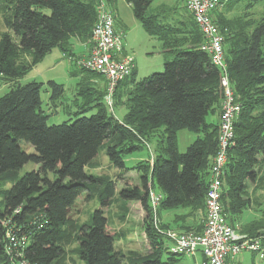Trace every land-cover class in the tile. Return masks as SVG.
I'll return each mask as SVG.
<instances>
[{"label":"trees","instance_id":"trees-1","mask_svg":"<svg viewBox=\"0 0 264 264\" xmlns=\"http://www.w3.org/2000/svg\"><path fill=\"white\" fill-rule=\"evenodd\" d=\"M154 1L126 0L144 30L157 38L174 59L165 63L162 73L138 80L134 69L119 83L114 103L126 109L122 120L111 111L100 110V102L99 110L91 117L48 125L49 115L43 110L41 98L43 83L16 85L0 99V182L13 183L9 190L3 186L0 189V264H11L5 252L7 229L2 224L7 219L19 234L30 238L25 256L31 264H60L64 246L70 245L73 237L86 264H167L162 259L167 240L154 229L149 200L156 183L164 193L160 211L188 209L197 218L203 214L205 222L211 160L218 150L224 97L220 70L201 49L204 37L185 1L182 10L163 5L155 12L151 8ZM226 1L240 2L221 0L223 6ZM99 3L100 0H14V14L7 21V28L19 43L9 33L2 35L0 75L12 80L22 78L56 48L77 61L71 40L92 42ZM36 7L48 9L50 14L41 13ZM175 14L181 16L178 25L182 29L172 24ZM213 16L225 37L228 72L241 104L235 122V146L229 151L225 170L222 205L234 229L247 237L261 238L264 247L262 221L254 219L244 225L237 222L253 202L248 181L264 186V19L258 23L232 20L221 9ZM27 54L33 56L30 66H20L18 57ZM48 85L53 92L50 102H58L64 95V86L55 81ZM106 91L107 87L105 96ZM100 97L103 99L100 95L95 101ZM160 130L166 137V146L163 143L160 147L162 152L133 168L143 173L142 189L126 186L120 191L124 200L140 202L146 211L144 229L151 252L144 256L125 255L115 251V235L105 215L116 194V183L108 176L88 175L86 167L106 148L113 165L128 172L123 155L146 146ZM181 130L198 135L185 153H180L177 146ZM21 142L31 145L35 153L25 152ZM29 162L35 163L38 170L19 179L18 172ZM259 162L263 166L257 170ZM49 173L58 179L49 180ZM85 192L89 197L98 194L100 200L92 223L73 224L70 230H64L75 202ZM163 228L168 226L163 223ZM202 228L183 233L199 234ZM168 262H177V257L170 255Z\"/></svg>","mask_w":264,"mask_h":264},{"label":"rangeland","instance_id":"rangeland-1","mask_svg":"<svg viewBox=\"0 0 264 264\" xmlns=\"http://www.w3.org/2000/svg\"><path fill=\"white\" fill-rule=\"evenodd\" d=\"M14 0H0V39L3 34L9 33L16 44L19 40L14 35V33L7 28V21L10 20L14 14ZM177 0H155L151 6L154 12L157 8L163 5L175 6ZM117 8L114 3L107 2V7L116 17V29L123 32L124 47L129 54L135 52L134 57L136 59V76L138 80L144 79L151 76L154 73H162L165 70V63L173 60V55L168 54L164 51L162 43L155 37H151L142 27V25L136 20L132 8L128 5L126 0H116ZM41 13L50 14L48 9L41 7H36ZM109 10V11H110ZM222 13L229 19L242 20L243 22H254L258 23L264 19V0H257L252 3L250 0H240L237 3L224 2L222 7ZM170 10L166 11L168 13ZM181 16H174L173 26L175 28H181L178 25ZM184 19V16H182ZM184 20H187L184 19ZM182 29V28H181ZM183 38V37H182ZM181 38V39H182ZM92 41V39H91ZM92 43V42H91ZM33 59L30 54L22 55L18 57L19 65L29 64ZM30 66V64H29ZM73 66H76V59H70L63 55L61 49H54L49 53L44 59L39 63L32 66L29 71L17 80H12L0 75V99L7 95L16 85H26L31 82L43 83L44 87L42 89L41 98L43 101V110L49 115L48 125H59L62 123H73L78 117H91L99 109L107 110L108 103L102 99L98 98L96 101L95 97L90 95V90L88 89V83L81 81L72 75ZM77 68V67H76ZM74 69L76 74L86 79H92L93 74H90L80 69ZM49 81H56L58 84L63 85L65 89V95L58 102H50V97L52 95V90L48 85ZM81 83V84H80ZM80 84V85H79ZM94 100V101H93ZM101 102V105L98 103ZM104 104V105H103ZM97 105L99 107H97ZM93 106H96L93 108ZM112 114H114L118 119L122 120L126 114V109L123 105H116L114 103V109ZM164 128H162V131ZM162 131H158L155 135L151 136L148 140L146 146L143 144L140 150L134 153L125 154L124 162L126 167L129 168L128 172H124L119 168H116L111 162L106 148L99 151L98 155L92 161V163L86 167V172L88 175L101 177L108 176L116 183V194L111 199L110 206L105 210V215L109 222L110 230L115 235V251L121 252L122 254H147L149 248V240L144 231V221L146 218V211L140 202H131L124 200L120 191L124 187H134L138 186L142 189V172L137 169H133L141 161L147 163L151 156L161 153V144L164 143L166 146V137H162ZM198 138V135L187 130H181L177 135V146L180 153H185L188 147L193 144ZM20 146L28 154L35 153L34 148L25 142H21ZM262 160L263 158L260 157ZM150 160V161H151ZM263 166V162H259L256 169L258 170ZM38 170V166L29 162L23 166L18 172L20 179L26 173ZM48 179L55 181L58 176L54 173L48 174ZM0 189L9 190L13 187V183L1 184ZM248 194L252 197L253 202L249 211L244 212L242 217H238V223L241 225L247 222L259 219V222L264 223V186L258 183H250L248 181ZM157 195H164L161 187L156 183L152 189ZM0 201H2V196H0ZM100 208V200L98 194L89 197L88 192L81 195L75 202L71 214L70 220L67 224L63 225L64 230H70L73 224L81 226L83 224H91L93 214L97 209ZM161 219L165 221V215L168 212H175L179 214L184 212V210L179 211L176 209L174 211H160ZM200 219H203V214H200ZM162 221V222H164ZM166 222V221H165ZM164 222V225L168 226ZM143 227V228H142ZM239 233L238 229L236 230ZM125 234V237L122 234ZM240 234V233H239ZM242 235V234H241ZM79 243L73 237L70 245L64 246L63 261L60 264H86L78 254ZM170 257L169 251H164L162 259L167 264H202L203 258L201 260L202 254L198 253L196 257H177V262H168ZM241 259L237 264H264V258L261 259L258 254L246 251L238 256Z\"/></svg>","mask_w":264,"mask_h":264},{"label":"built area","instance_id":"built-area-1","mask_svg":"<svg viewBox=\"0 0 264 264\" xmlns=\"http://www.w3.org/2000/svg\"><path fill=\"white\" fill-rule=\"evenodd\" d=\"M188 13L193 17L204 37L201 49L208 54L213 66L220 70L221 85L224 90L222 110L219 121L218 150L211 160L210 183L206 195V219L202 232L179 233L163 228L160 215L162 196L152 189L149 200L152 206L155 231L167 240L166 249L170 255L179 257L203 256L202 264H228L230 258L249 251L264 258L261 238H250L237 233L227 219L222 205L223 181L228 164L229 151L235 146V122L241 113L232 86L225 58L224 40L213 13L222 9L221 0H184ZM106 0H100L97 8V22L93 29V47L90 55L77 60L79 69L93 72L103 77L107 83L105 100L108 109L113 112L114 95L121 81L130 76L136 67L134 56L122 55L123 34L115 29V19L106 8ZM18 212V211H17ZM6 227L5 252L11 264H31L25 253L30 238L21 235L11 220L2 221Z\"/></svg>","mask_w":264,"mask_h":264},{"label":"crops","instance_id":"crops-1","mask_svg":"<svg viewBox=\"0 0 264 264\" xmlns=\"http://www.w3.org/2000/svg\"><path fill=\"white\" fill-rule=\"evenodd\" d=\"M109 2L110 3H114L115 6L117 4L116 0H111ZM168 6L172 7L171 5H168ZM175 6L179 7L182 10L184 8V0H177L175 2ZM175 6H173V7H175ZM106 8L108 9L107 4H106ZM116 8H117V6H116ZM108 10H110V9H108ZM175 16H177V15L175 14ZM116 17L117 16L115 15L114 16L115 29H116ZM116 30L118 32H121V33L125 32L124 30H122V31H119L118 29H116ZM123 43H124V41H123ZM71 44H73V54H74V57L77 58V60L86 59L90 55L92 47H93L92 43H82V42H80L79 40H77L75 38H73L71 40ZM123 53H124V55H130V56H134L133 54H135V52H132V54H129L126 51L125 47H124V52ZM63 55L65 56L64 53H63ZM29 57H30V54H29ZM30 60H32V59L30 58L29 61ZM135 63H136V59H135ZM73 67L74 68H73V71H72V75L77 77V78H80L81 81L87 82L89 84L88 85V89L90 90V94L91 95L93 94V97L96 98V97H99L101 95V96H103V100H104V98H105L104 97L105 96L104 95L105 94L104 91L106 90V87H107L106 80L103 77H98L96 75L92 76V79L83 78L84 77L83 75H81L82 77H80L79 75L76 74L77 72L74 71L76 66H73ZM64 95H65V92H64ZM64 95H63V97H64ZM178 209H179V211L184 210V212H180L179 214H177L175 212H168V214L165 215V221L166 222L162 219V221H164L166 224L168 223L167 224L168 225V229H172V230H174L176 232L183 233L184 231L189 230V229H191L193 231H197L198 229L202 228L204 220L200 219L199 217L197 218L194 215H192V213L188 209H183V208H178ZM174 210H176V209H171L170 211H174ZM166 211H168V210H166ZM144 231H145V229H144ZM122 236L125 237V234L123 233ZM144 236L146 238V234H143V237ZM147 251H148L147 254L151 252L150 243H149V248H148ZM147 254H145V255H147ZM202 258L203 257H201V260H202ZM240 260L241 259H239L238 256L235 257V258H230L229 261H228V264H237V262H239Z\"/></svg>","mask_w":264,"mask_h":264}]
</instances>
